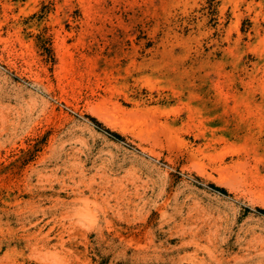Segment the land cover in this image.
Wrapping results in <instances>:
<instances>
[{"label":"rangeland","instance_id":"obj_1","mask_svg":"<svg viewBox=\"0 0 264 264\" xmlns=\"http://www.w3.org/2000/svg\"><path fill=\"white\" fill-rule=\"evenodd\" d=\"M0 264H264V0H0Z\"/></svg>","mask_w":264,"mask_h":264},{"label":"bare ground","instance_id":"obj_2","mask_svg":"<svg viewBox=\"0 0 264 264\" xmlns=\"http://www.w3.org/2000/svg\"><path fill=\"white\" fill-rule=\"evenodd\" d=\"M226 176V175H225Z\"/></svg>","mask_w":264,"mask_h":264}]
</instances>
